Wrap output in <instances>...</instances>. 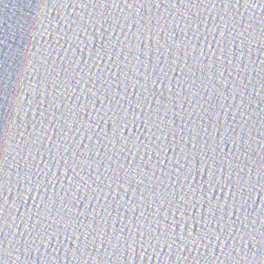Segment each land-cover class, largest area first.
<instances>
[{"label":"water","instance_id":"1","mask_svg":"<svg viewBox=\"0 0 264 264\" xmlns=\"http://www.w3.org/2000/svg\"><path fill=\"white\" fill-rule=\"evenodd\" d=\"M84 2L86 0H0V113L7 116V124L11 126L10 139L6 143L8 151L4 152V156H7L4 168L9 173L6 178L8 184L7 190L0 188V203L5 198L7 205L16 203L15 208L5 205L0 211V220L4 221L0 225V249H8L9 264H22L24 261L28 264H99L101 253L104 254L105 264H128L129 256L132 257V264H163L161 257L165 256L169 264H182V261L188 264L184 257L191 259L209 255L217 264H264V192L260 190L264 187L260 184L264 180V175H261L264 173V88L257 86V81L264 79V72L260 70L261 60H264L261 56L264 51V7H259L264 0H253L257 8H245L242 6L244 0H239L236 9L228 10H222L224 0H215L219 7L193 8L181 6L180 0H175L176 8L165 7L164 0H156L160 7H142L138 12L126 7L133 0H122L121 7L115 10L78 6ZM92 2L95 3V0ZM200 2L195 0L196 4ZM61 3H66L67 7H61ZM205 4L211 5V0H205ZM213 28L215 31L209 35V30ZM221 30L223 36L220 35ZM136 32H140L139 38L133 35ZM180 40L186 43L173 48V44ZM217 40L222 41V44H217ZM106 41L111 52L102 56L97 65L91 59L92 49L99 48ZM229 44L232 50L230 57L227 54ZM201 48L205 53L213 52L211 69L205 67L208 62L206 55L199 62V67L191 63ZM221 48L222 52L219 51ZM217 54L221 56L223 64L228 65L222 73L215 71ZM229 61L238 64L239 68L233 69ZM182 63L190 67L191 72L186 73L180 67ZM105 72V83L115 81L110 84L116 91L115 99L109 97L107 88L102 100L99 92L95 97L87 92L88 88L95 91L100 83L99 79L92 82L93 74L103 78ZM121 72L133 77L134 84L121 77ZM65 76L68 77L66 83L71 85L70 88L64 86ZM153 78L156 84L151 83ZM220 80L226 81L222 86L225 92L223 106L215 92L216 88L221 87ZM141 84L150 85L152 99L145 100L147 107L138 110L140 121L139 124H133L131 131L138 133L146 144L162 143L167 148L149 152L147 149L141 151L140 148L132 149L124 145V151L121 152L117 138L109 152L106 144L97 136L101 128L105 133L112 130L111 121L102 119L105 105L111 115L113 107L119 109L128 100L146 95ZM166 84H171V89ZM233 87L236 90L229 91ZM177 88H180L179 101L176 99ZM5 95L7 100L4 99ZM53 96L59 100V109L51 108L48 103ZM169 97L172 98L171 102ZM65 101L69 106L75 103L77 108L83 107V112L67 107ZM90 101L91 107H88ZM133 110L129 105V111ZM41 111L45 112L44 117L39 116ZM146 111L155 120L151 129L144 127L143 116ZM61 112L69 117L75 112L71 128L67 127L63 119L56 121L55 117ZM50 115L51 120L48 118ZM41 120L47 124L46 130ZM76 120H86L95 127L84 129ZM169 120L178 132L168 129ZM56 123H59V128L54 126ZM225 127L228 132L223 131ZM36 131L43 132L45 139L51 135L47 146L43 139L39 144L30 143ZM213 131L214 134L210 136ZM65 132L68 139L63 140L62 144L67 143L69 147V152L64 153L68 157V164L76 163V157H84L85 152L81 149L91 147L93 143L99 145L95 153L99 163L92 167L87 164L80 167L77 164L76 171L84 177L81 180L67 167L65 160L60 159L55 172L58 178L61 167L67 168L63 184L59 179L51 183V167L47 173L40 172V169L45 161L51 160L55 151H63L60 146L53 150V140H59ZM222 132L224 139L221 138ZM145 133L148 135L145 136ZM229 133L240 143L236 140L229 142ZM90 134L92 139H89ZM123 135H130L127 127ZM181 143L183 152L191 149L199 153L202 146L206 150V158L215 157L211 172L214 179L217 168L221 179L226 174L229 176V179H224L225 187H212L210 197L225 201V207L212 217L210 225L214 234L225 237L223 244L210 236L207 241H200L199 247L184 243L181 248L182 242L173 237L176 244L171 248L167 243H156L143 248L136 244L130 250L127 241L130 229L126 221L131 216V222L138 229L134 238H138L140 226L135 225V220L140 215V209L131 208L137 203V196L143 198L140 206L147 217L144 223L159 232V223H150L154 209L158 207L163 213L157 214L155 219L163 220L165 224L170 220H178L180 209L173 210L167 201L163 205L153 203L151 206L145 201L164 198V193H183L187 197L197 181L201 184L198 189L201 196L208 191L209 185L203 184L209 174L207 165L203 173H193L191 185L187 179L181 182L189 159L195 160L197 168L200 164L198 156L182 157ZM0 151L3 149L0 148ZM237 152L238 159L233 155ZM104 153H108L111 158L102 159ZM86 155L91 160L93 152L87 151ZM225 159L235 160L239 172L236 169L229 172L227 167L218 163ZM121 163L129 171L135 169L134 174L137 176L135 181L128 182L127 190L121 187L124 183V169L119 167ZM137 164L143 173L135 168ZM69 173L73 174V181L79 182V187L75 183L70 185L75 195L64 187L69 185ZM144 173H151V179ZM26 174H31V181L24 178ZM97 176L100 178L97 179ZM232 176H238L240 184L245 181L248 183L239 187L230 182ZM105 177H108L107 182ZM41 179L42 188L37 189L35 184ZM159 180L164 183H159ZM86 182L91 188L86 186ZM23 185L35 191V200L32 191L27 193L24 201L19 200L18 194L23 191ZM157 185L163 189L158 195L153 194ZM185 185L188 187L185 188ZM93 188L99 192V196L91 191ZM233 192H236L235 196ZM121 195L123 201L120 206H115L114 215H109L107 220L94 211L104 214L105 208L113 207ZM41 196L45 201L51 198L49 210H45L43 204L37 207ZM61 196L63 199H60ZM125 202L127 207L123 206ZM173 203H176L175 199ZM192 203L195 205V197ZM229 203L232 204L231 209L227 206ZM66 205L72 212H67ZM184 207L186 209L187 205ZM204 207L199 206L201 218L205 215ZM81 212L84 214L81 215ZM196 213L197 207L193 206L191 212L185 211L184 214L192 217ZM217 216L220 222H217ZM57 217L60 218L59 222ZM89 220L95 231L89 229L86 236L84 231ZM33 223L35 228L32 227ZM184 225L183 230L178 224L174 225L173 231L187 236L188 220L184 221ZM100 227H103V234L97 235ZM198 227L202 225L193 221V233ZM122 228L120 234L123 240L107 238L109 230L117 233ZM140 242L143 243V238ZM73 253L77 258H74Z\"/></svg>","mask_w":264,"mask_h":264},{"label":"snow or ice","instance_id":"2","mask_svg":"<svg viewBox=\"0 0 264 264\" xmlns=\"http://www.w3.org/2000/svg\"><path fill=\"white\" fill-rule=\"evenodd\" d=\"M180 4L181 6H185L188 8H193V7H201V6H210V7H219V5H217L215 3V0H211V5H207L205 4V0H201L200 4H196L195 0H180ZM239 4V0H224V5H223V9L222 10H228V9H236L238 7ZM122 5V0H95V3L92 2V0H86V2L84 3H80L78 6L81 8H85V7H91V8H96V9H111V10H115L117 8H120ZM61 7H67L66 3H61L60 4ZM152 6L155 7H160L161 5L159 3L156 2V0H133V2L131 3H127L126 7L129 9H135L137 12L140 10V8H150ZM164 6L165 7H169V8H176L177 4L175 3V0H172L171 3H169V0H164ZM243 7L245 8H257L258 5L257 3L253 2V0H244L243 2ZM259 7H264V3H261L259 5ZM97 23H99V20L96 21ZM212 31H215V29H210L209 30V35L211 34ZM134 36H136L137 38H139L140 32H136L133 33ZM146 35V34H145ZM221 36L224 35L223 30H221L220 33ZM169 39H171V37H169ZM262 39H264V34H262ZM114 43V42H112ZM180 43H186L183 40L177 41L173 44V48H178ZM217 44H222V41L217 40L216 41ZM89 45H91V40H89ZM193 47H195V45H192ZM220 52L223 51V49H219ZM111 52V47L109 46V42L106 41L103 45H101L99 48H94L92 49V54H91V59L94 60L96 62L97 65H99V61L100 58L102 56L107 55L108 53ZM167 52V49H165V53ZM227 54L230 57L232 54V50H231V46L229 44L228 50H227ZM176 53L175 51H173V56L175 57ZM208 57V62L205 65L206 68L211 69L213 67V52L209 51L207 53H205L203 51V48L200 49L199 53L195 56V58L192 60V64L199 67V62L201 60H203L204 56ZM145 56H147V52H145ZM261 56L264 57V51L261 52ZM237 60H239V55H237ZM85 63H87V61H85ZM173 64H175V60H173ZM229 64L231 65V67L233 69H238L239 65L238 64H232L231 61H229ZM109 67H111L109 65ZM181 68H183L185 70V72H191V68L184 65L183 63L180 65ZM228 67V65H224L223 64V60L221 59V56L219 54L216 55V61H215V71L217 73H222L224 68ZM247 67V66H246ZM261 72H264V60H261ZM243 71V70H241ZM77 76L80 75V73H76ZM121 77L128 79L129 81H132L134 84V80L133 77L128 76L126 72H121ZM107 78V72H105V75L103 78L99 77L98 74H93L92 76V82L95 83L98 79L100 81L97 89L94 91L92 88H88L87 92L90 93L93 97L96 96L97 92H99L100 94V99H103L104 96V91L107 88L108 89V95L111 99H115L116 98V91L114 88L110 87L111 83H115V81H110L109 83H105V79ZM163 78V77H161ZM187 78V77H185ZM65 87L66 88H70L71 85L67 84L66 81L68 80V77L65 76ZM147 79V77L145 78ZM217 79L219 80V77H217ZM53 84L56 83L55 80L52 81ZM79 83V81H77ZM122 82V81H121ZM221 84L220 88H216L215 92H216V96L217 98L220 100V104L221 106H223V99L225 98V92L223 90V85L226 83V81L224 80H220L219 81ZM152 84H156V79L153 78L151 80ZM181 84H183V80L180 81ZM257 86L259 88H264V79L257 81ZM141 89L143 90V92L146 94L144 96H139L137 99H130L127 101L126 104H122L121 108L117 109L115 107H113L112 114L109 115L108 114V109H107V105H105L104 108V116L102 117V119H104L105 121L110 120L112 123V130L111 132L105 133V130L103 128L100 129V132L97 133V136L99 137V139L104 142L106 144V146L108 147V151L111 152V146L115 144L117 138H119V144L121 145L120 147V151H124V145H127L129 148L135 149V148H140L141 151H143L144 149H147L149 152L152 151H159L160 149H164L166 150L167 146L161 144H156L155 142H153L152 144H146L143 140L140 139L138 133H133L131 131L132 126L134 123L139 124L140 121V113H139V109L144 107L146 108L147 105L144 103L145 100H151L152 99V94H149V90H150V85H140ZM166 87L171 89L172 85L171 84H166ZM59 90V89H58ZM83 84H81V91H83ZM236 88H230L229 91H235ZM157 91H159V85L157 84ZM177 92V101H179L181 99V97L179 96L180 93V88L176 89ZM162 94V93H161ZM241 95H243V91L241 90ZM4 99L7 100V96H4ZM21 100L23 99V97L20 98ZM171 97H169V102H171ZM55 101V102H53ZM29 103H31V101H29ZM48 103L51 105V108H56L59 109L60 108V103L59 100L56 99L54 96L49 98ZM91 101L89 102V104L87 105L88 107H91ZM157 103H159V96H157ZM65 105L67 107L73 108L76 110V112H83V107H79L77 108L75 103H73L72 105H67V102L65 101ZM129 105L132 106V108L134 109L133 111H129ZM98 111H100V109H98ZM207 111V109H206ZM40 117H44L45 116V112L41 111L39 113ZM49 120L52 119V116L50 115ZM75 118V112L72 113V115L69 117L67 116L64 112H61V114L59 116H56L55 119L56 121H60L61 119L65 120V123L67 125L68 128H71V124H72V120ZM7 116L3 115L2 113H0V141H2L3 143H0V148L3 149V151H0V157H3L2 160H0V188H3L5 190H7V176L9 175V173L5 170L4 168V162L7 161V156H4V152H7L8 149L6 147V143L8 141V139H10V132H11V126L7 124ZM95 119V118H94ZM215 120V116H213V121ZM143 121H144V127L145 128H149L151 129L153 127V125L155 124V120L154 117L150 116L147 111L144 113L143 116ZM43 124V121H40ZM77 124L81 125L84 129H88V128H93L94 129V125L89 124L86 120H76L75 121ZM55 127L59 128V123H56L54 125ZM127 127L129 129L130 135L129 136H124L123 135V131L124 128ZM195 127V126H193ZM43 128L46 130L47 129V124H43ZM168 129L172 132H178L177 128L173 127V122L171 120H169L168 122ZM224 132H228L227 127L224 128L223 130ZM213 133H210L209 135H213ZM148 134L145 133V136H147ZM221 138L224 139V135L223 132L221 134ZM44 140L45 146H47L48 143V139H51V135H49V137L47 139L44 138L43 136V132L40 131H36L35 134V138L32 139L30 141L31 144H39L40 140ZM68 139L67 137V132L64 133V136L61 137L59 140H53V150L56 149L57 146L62 147L63 151H55L54 155L52 156L51 160L49 161H45L43 168L40 169V172L43 173H47L48 168L51 167L52 171H51V175L49 176V182L51 183H55L56 179H59L61 181V184H63V180H64V173L67 171V168L65 167H61V175L57 178L56 177V172H55V168L57 166V164L59 163L60 159H64L65 163L67 164L68 168H71L73 173H75L76 176H80L81 180H84V177L80 174V172L76 171V167L77 164L80 167H83L85 164H87L89 167L92 166H98V161L96 160L95 157V153L99 150V145L93 143V145L91 147L86 146L85 149H81L82 152H85V156L84 157H76V163H71L68 164V157H66L64 155V153L69 152V147L67 143H63L62 141ZM89 139H92L91 134L89 135ZM227 139L229 140V142H233V140H236V138L231 136V133L228 134ZM70 142V141H69ZM236 142L239 144L240 141L236 140ZM244 143L246 144L247 141H244ZM78 145V142H77ZM183 144L181 143V149H182V157L183 156H198V159L200 160V164L199 167H196L195 164V160L189 159L188 160V167L186 169H184L183 173H182V177H181V182H183V180L187 179L188 180V184L191 185L192 183V177H193V173H203L204 172V166L207 165L208 166V178L206 180L203 181L204 185H209L208 191L205 192L203 194V196H201L198 192V189L201 187V184L199 181H197V184L195 187L191 188L188 196L186 197L183 193H180L179 195H176L175 193H164V198H158L156 201H152L151 199L145 201V203H148L150 206L155 203V204H160L163 205L165 204V201H167V204L171 205L173 210H175L176 208L180 209V214H179V219L178 220H170L168 224H165L163 220L157 221L155 219L156 215H163V213H161L159 211V208H155L153 213H152V217L153 219L150 221V223H159L160 228H159V232L156 231L155 228H150L147 224L144 223V220L147 218L145 216V212L143 210V208L140 206V201L143 199L140 196L136 197L137 203L132 205L131 208L135 209V208H139L140 209V215L136 218L135 220V225H139V237L138 238H134L135 237V233L137 232V227H135L133 225V223L131 222V216L128 217L127 221H126V226L130 229V235L127 238L128 241V248L131 250L133 248L134 245L139 244L140 247H150L155 245L156 243H167L169 245V247L171 248L173 245L176 244V240L173 237L178 238L182 243L180 245V247H183L184 243H187L188 245H192V244H196L198 247L200 245V241H207L209 239L210 236H214L215 239H219L221 241V244H223V239L225 237H222L219 233H215L213 232V229L210 227V225L212 224V217L214 215H216L217 213H219L224 207H225V201H217L214 199H210L211 197V189L212 187H225L224 184V179H229V176L226 174L224 179L220 178L219 175V168H217L216 170V178L214 179L213 176L211 175L212 169H213V160H215V157L212 158H206V150L201 146L200 152L197 153L194 150L189 149L187 152H183ZM217 147H219V145H217ZM221 151H223V149H220ZM87 151H91L93 152V157L91 160H89L87 158L86 152ZM73 154L74 150H73ZM233 155L238 159L239 158V153H233ZM102 159H110L111 157L108 155V153H104L101 156ZM52 161H56V163H52ZM115 162V161H113ZM161 163H163V160L160 161ZM218 163H222L224 167H227L229 172H231L233 169H236L237 172H239V168L237 166V163L235 160H229V159H225L223 161H218ZM119 167L121 169H124L123 171V180L124 183L121 184V187L125 188V190L128 189V182L131 181H135L137 179V176L134 174L135 173V169H133L132 171H129L127 168L124 167L123 163H121L119 165ZM136 169H139L141 173H143V169L140 168V165L137 164L135 166ZM181 168H184L183 165H181ZM33 172H35V169H32ZM37 175H39L40 173H36ZM145 175H148L149 178L151 179V173H144ZM261 175H264V173H261ZM24 178H27L31 181L32 176L31 174H26ZM100 177L97 176V179H99ZM159 179V178H157ZM68 180H69V185H65V190L66 191H73V189L70 187L71 184L75 183L76 187H79V182L78 181H73V174L69 173L68 175ZM108 177H105V182H107ZM116 182H119L118 180ZM230 182L235 184V185H239V187H243L244 184H247L248 182L245 181L244 184H240L239 182V178L238 176H232L230 178ZM159 183H164L163 180H159ZM261 185H264V180L260 181ZM43 185V180L41 179L40 181H37L35 184V187L37 189L42 188ZM86 186L91 188V185L87 184L86 182ZM23 191L20 192L19 195V200L20 201H24L27 198V193L29 191H32V198L35 200L36 199V194L35 191L32 190V188L28 187L27 185H23ZM188 185H185V188H187ZM262 192H264V187H261L260 189ZM92 192H96V189H91ZM141 191H143V189H141ZM163 192V189L159 188V185H157V189L156 192L153 194L158 195L159 193ZM133 194H135V189L133 187ZM254 194V193H253ZM73 195H75L74 191H73ZM96 195L99 196V192H96ZM113 195H115V189H113ZM236 195V192H233V196ZM193 197H195V205L192 203V199ZM89 199H91V196L89 195L88 197ZM60 199H63V197L61 196ZM173 199L176 200V203H173ZM123 201V195L120 196L119 200H116L114 202V206L109 208L106 207L105 208V213L101 214L99 213L98 210L97 214L101 215L103 219L107 220L109 215H114L115 213V206H120V202ZM183 202V203H181ZM40 204L44 205L45 210H49V206L52 204V200L51 198H49L47 201H45L43 199V196H41L40 201L37 203V207L40 206ZM7 205V198L4 199L3 203H0V211L3 210V207ZM184 205H187V208L185 209ZM205 206L204 207V211H205V215L203 218L200 217L199 215V211L200 208L199 206ZM8 207H12L15 208L16 207V203L12 204V205H7ZM125 207L128 206L127 202L124 203ZM193 206L197 207V213L196 215L192 216V217H188L186 216L184 213L185 211L187 212H191V209ZM228 208L231 209L232 204L229 203ZM67 212H72L71 208H68L67 205L65 206ZM84 208H87V201H85L84 204ZM29 211H31V209H29ZM84 213L81 212V215H83ZM229 214L230 211H229ZM89 216H91V213H88ZM59 217H57V222H59ZM121 219H123V216H121ZM165 219H169V218H165ZM188 220V227H187V236L181 235V232H174L173 231V226L174 225H179L180 229L183 230L185 225H184V221ZM195 221V223L197 225H202V227H198L197 231L195 233H193L192 231V222ZM217 222L219 221V217L217 216ZM65 225L67 226V220L64 221ZM75 223V221L73 222ZM99 223V222H98ZM4 221L0 220V225H3ZM27 227V224L25 225ZM33 228L36 227L35 223H33L32 225ZM229 228V232L231 231V225H228ZM89 229H93V225L91 220L88 221L87 226L85 228L84 231V235H88V230ZM93 231H95V229H93ZM103 227H100L99 232L97 233V235H101L103 234ZM123 232V228L120 230V232L117 233H112L111 230H109L108 233V239H115L117 241L119 240H123L124 237L120 234ZM41 235H43V233H41ZM141 238H143V243L140 242ZM47 241L45 240V243ZM82 251V249H81ZM143 255V253H141V256ZM157 255H159V253H157ZM74 258L76 257V254L73 253ZM104 254L101 253L100 257H99V264H105L104 259H103ZM9 251L7 248H2L0 249V264H9ZM17 260H19V257H16ZM163 264H169L168 258L165 257H161ZM184 261H188V264H217L216 260H212L211 259V255L209 256H204V257H194L189 259L188 257H184ZM22 264H28L27 261L22 262ZM128 264H132V257L129 256L128 257ZM174 264V262H173ZM183 264V261H182Z\"/></svg>","mask_w":264,"mask_h":264}]
</instances>
